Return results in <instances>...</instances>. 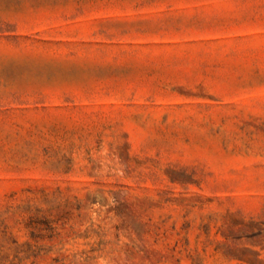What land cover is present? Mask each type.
<instances>
[{
    "label": "rangeland",
    "instance_id": "1",
    "mask_svg": "<svg viewBox=\"0 0 264 264\" xmlns=\"http://www.w3.org/2000/svg\"><path fill=\"white\" fill-rule=\"evenodd\" d=\"M0 264H264V0H0Z\"/></svg>",
    "mask_w": 264,
    "mask_h": 264
}]
</instances>
